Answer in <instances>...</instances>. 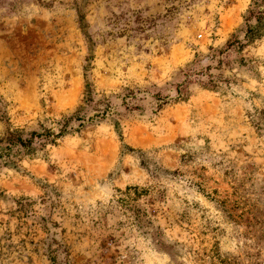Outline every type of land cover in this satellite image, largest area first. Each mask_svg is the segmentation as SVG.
<instances>
[{"label":"rangeland","instance_id":"obj_1","mask_svg":"<svg viewBox=\"0 0 264 264\" xmlns=\"http://www.w3.org/2000/svg\"><path fill=\"white\" fill-rule=\"evenodd\" d=\"M0 264H264V0H0Z\"/></svg>","mask_w":264,"mask_h":264},{"label":"trees","instance_id":"obj_2","mask_svg":"<svg viewBox=\"0 0 264 264\" xmlns=\"http://www.w3.org/2000/svg\"><path fill=\"white\" fill-rule=\"evenodd\" d=\"M61 132H63V131H61ZM59 135H60V133H59ZM48 137L50 138V136H48ZM4 140L6 141L7 146H10V147L15 146L19 142L18 138L17 139L14 138L12 134H9L8 137ZM50 142H53V140H50Z\"/></svg>","mask_w":264,"mask_h":264}]
</instances>
